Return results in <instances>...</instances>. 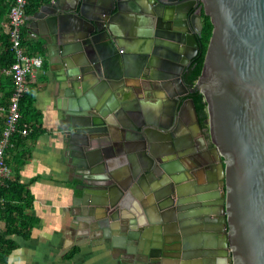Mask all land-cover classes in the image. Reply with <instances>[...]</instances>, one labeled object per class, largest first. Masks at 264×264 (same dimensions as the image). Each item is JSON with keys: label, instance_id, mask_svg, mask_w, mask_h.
<instances>
[{"label": "water", "instance_id": "water-1", "mask_svg": "<svg viewBox=\"0 0 264 264\" xmlns=\"http://www.w3.org/2000/svg\"><path fill=\"white\" fill-rule=\"evenodd\" d=\"M202 11L213 30L191 88L183 72L199 51ZM25 19L50 41V69L73 98L59 128L85 181L77 215L113 239L118 264H264V0H49ZM133 60L170 100L159 118L118 99L141 76ZM194 90L215 156L205 172L194 165L203 156L190 127L200 128ZM140 190L161 212L143 224L124 211Z\"/></svg>", "mask_w": 264, "mask_h": 264}, {"label": "crops", "instance_id": "crops-1", "mask_svg": "<svg viewBox=\"0 0 264 264\" xmlns=\"http://www.w3.org/2000/svg\"><path fill=\"white\" fill-rule=\"evenodd\" d=\"M25 28L29 38L41 40L45 46L43 66L30 74L31 82L35 83L37 88L34 106L41 112V123L45 131L37 140L28 142L31 154L21 170L22 181L29 183L33 194L31 212L38 221L28 237L10 236L18 246L10 253L8 264H118L121 250L113 245V239L85 230V222L77 215L81 209L78 202L85 181L81 173L76 171L77 166L70 161V153L59 128L63 107L73 98L67 94L64 86L68 83L58 80L56 71L50 69V41L46 42L42 37L33 36L26 25ZM7 29L4 25L2 31L6 34ZM3 48L4 46L1 50ZM139 63L133 60L131 71L140 72L141 76L128 79L118 99L122 104L128 105L131 112H138L137 116L159 118L165 104L170 100L166 99L164 91L161 90L159 80L151 81L146 76V69L139 71ZM60 66L62 65L58 64L53 67ZM151 71L157 72V75L163 72L162 67ZM10 77L8 68L0 70L1 110L8 104V93L12 86ZM128 110L126 114L123 113L126 117L129 115ZM185 124L182 126L188 130L189 125L187 122ZM120 171L126 175L125 166H121ZM183 174L184 184L196 187L192 184L193 179L187 180V175ZM176 199L178 200V197ZM126 202H130V206L124 209L125 215L127 219L132 218L130 221L133 223H148V218L156 220L161 213L151 193H142L140 198L130 193ZM135 215L137 219L134 218ZM5 226L6 222L0 219L1 232L5 230ZM76 246L80 247L79 252L70 259L65 258V254Z\"/></svg>", "mask_w": 264, "mask_h": 264}, {"label": "trees", "instance_id": "trees-1", "mask_svg": "<svg viewBox=\"0 0 264 264\" xmlns=\"http://www.w3.org/2000/svg\"><path fill=\"white\" fill-rule=\"evenodd\" d=\"M14 1L0 0V70L5 67L8 68L12 80L11 91L8 93V104L3 106V110L0 108L2 111L0 112V142L6 126L7 108L13 93V76L10 68L16 60V56L10 39L9 14ZM45 1L47 0H28L25 9L26 15L35 12ZM202 22V33L198 36V54L194 57L191 65L183 72V78L191 88L202 72L206 50L213 30L211 18L204 11H202ZM4 25L8 28L6 34L2 31ZM22 43L29 56H40L44 61V43L41 40L29 38L25 25L22 27ZM2 46H4L3 50H1ZM30 76H27V91L20 101L21 118L18 120L17 128L11 136V144L5 151V160L11 168V175L0 184V219L6 222L5 230L0 231V264H8L10 253L18 246L10 236L28 237L31 229L38 221V218L31 212L34 197L29 188V183H24L21 178V170L31 154V147L28 146V142L37 140L45 131L41 123V112L34 106L37 88L35 83L31 82L32 78ZM191 96L194 98L200 120L208 128L207 102L204 95L199 90H194ZM79 250L80 247H74L65 254V258H72Z\"/></svg>", "mask_w": 264, "mask_h": 264}, {"label": "built area", "instance_id": "built-area-1", "mask_svg": "<svg viewBox=\"0 0 264 264\" xmlns=\"http://www.w3.org/2000/svg\"><path fill=\"white\" fill-rule=\"evenodd\" d=\"M27 3L28 0H15L9 14V33L16 60L10 68L13 76V93L7 108L6 126L0 142V184L11 175V168L5 160V151L11 144V136L17 128L18 120L21 118L20 101L27 91V76L43 66V58L40 56H29L22 43V27L26 23L25 9Z\"/></svg>", "mask_w": 264, "mask_h": 264}, {"label": "flooded vegetation", "instance_id": "flooded-vegetation-1", "mask_svg": "<svg viewBox=\"0 0 264 264\" xmlns=\"http://www.w3.org/2000/svg\"><path fill=\"white\" fill-rule=\"evenodd\" d=\"M199 121H200V128L197 124L194 123L195 122L194 120L191 119L190 121V125H192L191 129L193 130V135L195 134V139L199 142L201 153H203V156L200 157L199 159V162H201V164L194 163V165L197 166L196 167L197 171L201 170L202 172H205L208 168L212 169V165H213L212 162H214L215 156L210 151V149H212L213 147V144L211 142L209 130L206 127V125L200 120V118ZM206 154L209 156L208 159L205 157ZM209 158L213 159L212 162H209Z\"/></svg>", "mask_w": 264, "mask_h": 264}]
</instances>
